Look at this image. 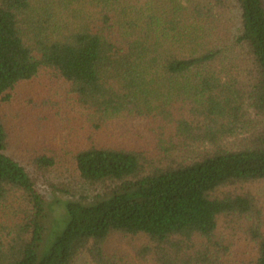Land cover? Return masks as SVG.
<instances>
[{"label":"trees","instance_id":"obj_1","mask_svg":"<svg viewBox=\"0 0 264 264\" xmlns=\"http://www.w3.org/2000/svg\"><path fill=\"white\" fill-rule=\"evenodd\" d=\"M35 80L0 264H264V0H0V102Z\"/></svg>","mask_w":264,"mask_h":264},{"label":"rangeland","instance_id":"obj_2","mask_svg":"<svg viewBox=\"0 0 264 264\" xmlns=\"http://www.w3.org/2000/svg\"><path fill=\"white\" fill-rule=\"evenodd\" d=\"M59 86L62 88V83H60ZM63 87L65 88L66 86L63 84ZM49 96H50V92L48 91V88L45 85V82L41 80H38V81L35 80L33 82L24 83L20 85L16 89L15 95L10 101V103L3 104L2 102H0V113L2 115L16 117V118L14 117L15 122H14L13 129L17 130L19 141H24V142L31 144L33 139L42 138L41 135H38V132L36 131L37 128L34 127L31 122L24 119V117H27L25 111H27L29 106L35 103L33 101H39V100L42 101L48 98ZM52 99H57V96L53 95ZM30 101L32 102L30 103ZM57 105H58V102L52 106V109L50 111H47V110L44 111V113L50 112L48 114L47 121L49 123H52L54 127H57L56 122L58 123V119H59ZM59 126H60L59 127L60 130H62L63 132L66 131L61 124ZM135 127L132 126L134 131L138 129L137 126ZM53 134L59 135L58 130L54 131ZM79 144L80 143H77L76 145H79ZM63 158L64 159L68 158V155L66 154L63 155ZM236 191L251 192V194L256 199H258L259 206L264 211V181L261 183H253V184H246V185L244 184L243 187H238ZM44 192L48 196L49 201L53 200L54 197L55 198L58 197L60 199H63L66 197L65 195L50 192L49 190H45ZM53 208L57 209V207L55 206ZM56 211H58V209ZM58 212H53L52 215L54 216L59 215ZM115 244H116V241H115Z\"/></svg>","mask_w":264,"mask_h":264}]
</instances>
